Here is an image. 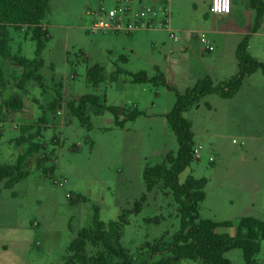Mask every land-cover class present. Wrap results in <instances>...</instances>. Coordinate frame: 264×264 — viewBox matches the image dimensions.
<instances>
[{"label":"rangeland","instance_id":"rangeland-1","mask_svg":"<svg viewBox=\"0 0 264 264\" xmlns=\"http://www.w3.org/2000/svg\"><path fill=\"white\" fill-rule=\"evenodd\" d=\"M212 0H149L158 8L168 4L175 41L168 30L142 28L133 34L92 33L89 11L116 0H50L43 20L50 39L43 51L42 84L22 85L25 70L11 58L0 64L5 79L0 83V163L14 164L30 140L44 147L26 165L29 175L11 190L0 184V264H65L67 249L78 232L91 225L95 209L105 223L117 221L146 194L143 171L177 154L179 143L166 121L175 93L163 86L134 84L131 74L150 76L159 69L180 93L210 77L215 84L238 73L236 49L252 33L256 12L250 0H233L229 17L210 11ZM204 37L214 47L206 51ZM36 42L27 28H10L12 55L34 59ZM250 54L264 63V19L251 34ZM99 64L106 79L98 87L87 71ZM123 69L125 73L118 74ZM86 95H96L101 107L89 106L92 128L83 126L71 110ZM22 100V109L11 111L7 101ZM59 101V104L56 103ZM55 103V109L51 105ZM120 108L119 121L138 108L143 114L123 127L107 110ZM184 117L194 133V149L200 158L180 175L206 179V198L200 217L214 222L231 221L219 233H237L238 221L253 217L264 221V74L248 77L232 99L209 95ZM18 139L24 140L18 142ZM51 160L39 167V161ZM44 169H47L46 174ZM122 247L135 264H152L151 247L172 242L181 218L172 193L160 184L147 194L143 210L128 218ZM102 246H87L96 255ZM234 264H244L241 249L228 252ZM264 264V241L257 256ZM179 264H204L182 260Z\"/></svg>","mask_w":264,"mask_h":264},{"label":"trees","instance_id":"trees-1","mask_svg":"<svg viewBox=\"0 0 264 264\" xmlns=\"http://www.w3.org/2000/svg\"><path fill=\"white\" fill-rule=\"evenodd\" d=\"M50 0H0V54L3 58H11L25 70L21 79L22 85L35 80L42 84L41 69L44 66L43 51L50 35L43 27V20L49 11ZM250 6L256 12L255 25L251 34L257 33L264 19V0H250ZM10 28L21 30L27 28L31 32L32 39L36 42L35 58L30 60L22 56H15L10 48ZM251 34L246 35L238 44L236 58L238 73L219 84H215L210 77H205L180 93L171 86L165 75L157 69L155 76L141 71L131 74V82L134 84H153L156 87L163 86L175 93V103L166 114V121L177 137L179 151L175 155L169 153L165 160L155 166H147L143 171V180L146 186V194L134 203L131 210L121 213L117 221L108 224L101 220L99 209L90 226L81 229L77 237L67 249L69 256L65 264H135L134 256L121 245L124 228L129 224L131 215H138L143 210L147 194L153 192L160 184L169 190L176 203L181 218V227L172 238V242L161 248L159 241L151 247L152 257L161 253L164 257L152 264H179L182 260H200L204 264H234L226 258V254L234 249H241L244 256V264H259L257 256L261 251V242L264 241V221L253 217H243L238 221L235 236L221 234V227H232L231 221L214 222L200 217V204L206 198V179H195L189 176L184 183H180V175L191 166L194 161V133L192 122L184 117L194 105L209 95H217L222 99H232L241 90L245 80L261 70L264 74V63L254 58L249 52ZM104 67L96 64L87 71L88 81L94 87H98L106 79ZM118 74L125 73L123 69L117 70ZM5 79V70L0 64V83ZM59 104V101H56ZM22 100L11 97L7 101V107L11 111L22 109ZM55 103L51 105L55 109ZM81 124L88 129L92 128L91 120L87 114L89 106L101 107V100L96 95H86L79 99L78 103L69 104ZM115 117V123L123 127L127 121H135L143 114L138 108L128 114L126 121H119L120 108L110 106L107 108ZM19 143L24 140L18 139ZM25 142V141H24ZM45 146L30 140L27 150L19 155L14 164L0 163V184L5 182L6 189H13L17 183L26 178L29 173L25 170L31 157L44 150ZM51 160L45 156L39 161V167ZM47 169H44L46 174ZM102 246L103 250L96 255L87 254V246Z\"/></svg>","mask_w":264,"mask_h":264},{"label":"built area","instance_id":"built-area-1","mask_svg":"<svg viewBox=\"0 0 264 264\" xmlns=\"http://www.w3.org/2000/svg\"><path fill=\"white\" fill-rule=\"evenodd\" d=\"M148 1L116 0L114 8L106 9L102 4L98 9H91L89 14L93 20L89 28L90 32H112L129 35L142 28L147 30L160 29L168 30L171 32L170 37L178 41V37L171 29L168 4L158 8L148 4ZM210 11L218 16H228L233 11V0H212ZM200 41L207 44L206 51L214 49L204 37ZM200 149H194L197 158H200Z\"/></svg>","mask_w":264,"mask_h":264},{"label":"crops","instance_id":"crops-1","mask_svg":"<svg viewBox=\"0 0 264 264\" xmlns=\"http://www.w3.org/2000/svg\"><path fill=\"white\" fill-rule=\"evenodd\" d=\"M213 14V13H212ZM232 15V13L230 14V15H228V16H224V17H229V18H231L230 16ZM218 18H220V17H222V16H218V15H216ZM172 29V28H171ZM221 234H223V233H221ZM235 236V235H234Z\"/></svg>","mask_w":264,"mask_h":264}]
</instances>
